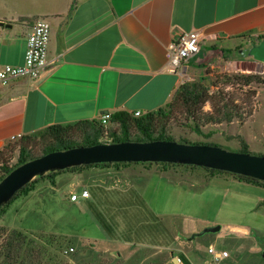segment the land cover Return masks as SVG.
Wrapping results in <instances>:
<instances>
[{
  "label": "crops",
  "instance_id": "0c3cea01",
  "mask_svg": "<svg viewBox=\"0 0 264 264\" xmlns=\"http://www.w3.org/2000/svg\"><path fill=\"white\" fill-rule=\"evenodd\" d=\"M40 18L50 25V64L37 79L21 77L0 87V151L17 142L12 136L34 137L53 125L98 121L107 112L146 114L165 108L181 86L179 77L165 70L166 46L192 30L202 39L200 52L184 64L190 80L205 79L209 67H226L227 55L232 72L244 62L261 66L234 60L232 52L264 37V0H0V69L23 65L26 38ZM88 181L96 189L93 194L87 191ZM215 181L254 186L228 174L181 176L160 165L93 167L58 173L54 184L39 179L21 200L70 192L78 196L72 204H107L112 217L121 214L113 212L123 206L118 201L125 203V226L109 225V231L102 226L107 237L95 245L101 261L212 264L208 247H215L221 231L203 233L201 228L227 223L185 215L178 222H170V216L164 226L165 212L153 200L163 199L159 193L168 187L175 191L186 183L192 188L204 184L206 190ZM78 189L88 197H80ZM8 211L0 226L21 232L7 222Z\"/></svg>",
  "mask_w": 264,
  "mask_h": 264
},
{
  "label": "rangeland",
  "instance_id": "374dc122",
  "mask_svg": "<svg viewBox=\"0 0 264 264\" xmlns=\"http://www.w3.org/2000/svg\"><path fill=\"white\" fill-rule=\"evenodd\" d=\"M231 60L230 55H227L226 60L222 62L228 69L226 67L223 69L209 67L206 70L205 79L200 82L208 87L210 95L217 91L222 92L230 103L239 108L244 107V112L250 110V104H254L251 117L241 122L234 121L231 124L203 126L202 135H198L192 132L184 110L179 108L167 119V135L177 142L185 140L193 143H210L230 152H240L245 145L250 154L264 156V85L256 90L254 86L252 88L238 86L234 82L228 83L222 78L224 75L232 73H258L264 79V68L261 66L256 68L244 62V64H239L236 72H232L227 65V62ZM252 90L257 91L256 98H254ZM202 110L211 112V103H206ZM104 128L105 134L101 141L109 142L107 133L117 130V127L109 124ZM210 132L212 134L208 135ZM41 134L42 132L33 137L34 140L30 145L33 155L41 151ZM20 145L21 140L11 143L3 149V156L9 165H14L17 162ZM169 167L181 176L203 173L202 170L181 166ZM83 178L84 183L87 176L86 179ZM91 185L92 183L88 181L86 188L93 194L96 189ZM203 188L205 193H202ZM172 190L169 187L165 188V193L163 191V193H159L163 199L153 200L155 203L157 202L159 210H163L167 216L165 221V216H163L164 226L168 225L170 216H173L170 222H178V220H182L183 216L191 215L206 220L226 222L227 224L224 226L247 227L248 235L221 231L220 238L214 248H217L216 251L226 250L230 257L219 264H264V258L261 256L264 251V187L242 182H221L218 184L215 181L206 190L204 184L202 188L198 186L192 188L189 183L181 185L180 189L173 190L174 192H171ZM77 192L80 194L81 190L78 189ZM69 193L60 191L50 196V194L42 192L39 198L30 197L24 201L21 200L24 197H21L5 208L3 213H0V224L1 221L4 222L3 215L9 209L6 214L7 222L19 228L21 233L24 232L23 234L33 241L31 247L36 256L41 259V264H122L109 260L101 261L98 255L99 248L95 245L98 243L97 241L107 237L101 220L110 226H125L126 218L123 214L125 203L118 201L123 206L113 212L115 214L117 210L121 214L112 217L107 204L100 207L94 204L89 207L81 204V201L72 204ZM14 207L18 210L17 213L13 212ZM204 229L205 227H202L201 231L203 232ZM11 231L0 226V243ZM120 232L121 236L125 238L126 233ZM168 232L171 234V231ZM205 235L208 238H213L216 234ZM202 243L204 244V241L199 242L201 245ZM204 246L205 251L206 245L204 244ZM70 247L74 249V252L65 254V251Z\"/></svg>",
  "mask_w": 264,
  "mask_h": 264
},
{
  "label": "trees",
  "instance_id": "16d2710c",
  "mask_svg": "<svg viewBox=\"0 0 264 264\" xmlns=\"http://www.w3.org/2000/svg\"><path fill=\"white\" fill-rule=\"evenodd\" d=\"M231 52L232 51H229V53ZM222 78L226 80V82H234L238 86L248 88L254 86L256 90L264 85V79L262 75L258 73H232L230 75H224ZM256 90L251 91L253 92L254 98L257 97ZM208 102H210L212 106V110L209 113L202 110L203 106ZM249 107L250 110L244 112V107L239 108L238 106L233 105V103H230V101L223 96L222 92L217 91V93L215 92L210 95L208 87H206L203 82H187L177 89L170 103L163 109L146 113L141 117H134L132 114L125 112L112 114L110 124L117 127V130L109 131L107 133V136L110 139L109 142L101 141V138L105 134L104 126L98 121L83 120L72 125H53L46 128L41 134V151L36 155H33L30 151V145H32L34 140L33 137H25L21 139V145L18 150V159L14 165H9V162L3 156L2 149L0 151V181L13 169L25 162L54 151H65L73 147H85L99 143H119L126 141L149 142L155 140L174 141L171 136L167 135V119H169L171 114L179 108L184 110L192 132L202 135L203 126L231 124L234 121L241 122L244 119L251 117L254 110V104H250ZM211 134L212 132L208 133V135ZM179 142L186 144L215 145L210 143H193L185 140ZM240 152L249 153L247 146L243 145ZM131 165H161L163 167L181 166L189 169L202 170L210 174H228L246 183L264 187V182L252 178L195 166H182L166 163L94 164L74 167L60 172L48 173L43 177L34 179L21 188L12 199L0 209V213H3L5 208L10 206L15 200L28 196L30 192L33 191L34 185L39 179L47 178L52 184H54L55 176L61 172H74L93 167L104 168ZM101 224L109 231L108 228L110 226L107 225V223L102 222L101 220ZM31 242L33 241H30L23 233L12 230L11 233L7 235L5 239H2L0 243V264H41V259H39L34 253L33 248L31 247Z\"/></svg>",
  "mask_w": 264,
  "mask_h": 264
},
{
  "label": "water",
  "instance_id": "95a60500",
  "mask_svg": "<svg viewBox=\"0 0 264 264\" xmlns=\"http://www.w3.org/2000/svg\"><path fill=\"white\" fill-rule=\"evenodd\" d=\"M234 60L253 61L264 68V38L258 44L249 42L232 52ZM107 163H166L195 166L264 182V156L230 152L216 145L186 144L177 141H126L99 143L54 151L37 157L13 169L0 181V209L25 185L48 173L70 168ZM228 231L248 235L243 226L216 225L203 233ZM264 258V251L261 254Z\"/></svg>",
  "mask_w": 264,
  "mask_h": 264
},
{
  "label": "built area",
  "instance_id": "2783aa9c",
  "mask_svg": "<svg viewBox=\"0 0 264 264\" xmlns=\"http://www.w3.org/2000/svg\"><path fill=\"white\" fill-rule=\"evenodd\" d=\"M201 34L192 30L174 38L166 46V71L179 77L180 85L190 82V76L184 69V64L194 58L201 48ZM50 42V25L44 18L38 19L33 25L30 33L26 38V50L24 63L21 66H4L0 69V87L6 86L11 80L27 77L29 79H37L40 77L44 69L50 64L48 62V48ZM134 117L144 115L140 111L132 114ZM112 118L111 113L100 115L98 122L106 127L110 124ZM22 135L11 137V141H18ZM80 197L87 198L88 192L83 191ZM76 194L70 195L71 201H76ZM74 249L70 247L65 254H71ZM208 253L212 257L213 264H219L226 259L229 254L227 251H216L214 247H208Z\"/></svg>",
  "mask_w": 264,
  "mask_h": 264
}]
</instances>
